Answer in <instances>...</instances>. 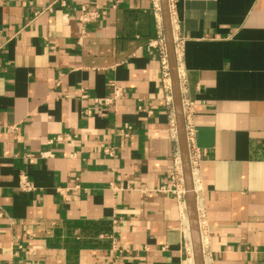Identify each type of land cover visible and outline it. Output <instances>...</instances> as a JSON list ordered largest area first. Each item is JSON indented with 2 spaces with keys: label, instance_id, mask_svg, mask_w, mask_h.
Here are the masks:
<instances>
[{
  "label": "crops",
  "instance_id": "obj_1",
  "mask_svg": "<svg viewBox=\"0 0 264 264\" xmlns=\"http://www.w3.org/2000/svg\"><path fill=\"white\" fill-rule=\"evenodd\" d=\"M54 1L0 0V264H194L189 220L160 192L177 144L149 45L157 0H71L34 18ZM169 4L194 103L205 264H264V0ZM84 5L106 12L85 33ZM113 84L124 98L112 106L82 98ZM22 173L36 191H20ZM90 223L111 231L84 233Z\"/></svg>",
  "mask_w": 264,
  "mask_h": 264
},
{
  "label": "built area",
  "instance_id": "obj_2",
  "mask_svg": "<svg viewBox=\"0 0 264 264\" xmlns=\"http://www.w3.org/2000/svg\"><path fill=\"white\" fill-rule=\"evenodd\" d=\"M71 0H55L53 4L50 6L36 11L34 13V18H38L42 15L46 14H53L55 11V7L59 6L61 8H66L68 6V2ZM155 10L157 12V18L158 23L160 27V35L157 41L151 42L149 45L152 48H156L159 51L161 65H162V80H163V87L165 92L167 93V104L169 107L172 108L171 113V131L173 135V139L175 140L177 144V149L174 154L173 158V168L168 176V183L164 186H162L160 192L163 194H170L174 196L178 202L179 210L181 218L185 221L188 220L187 215V203H186V188H185V179H184V172H183V166H182V159H181V153L180 148L178 146V133H177V124H176V117L174 112V102H173V90H172V80H171V74H170V68H169V61H168V55H167V49L165 44V37L163 33V22H162V14H161V6L159 0H157V4L155 6ZM106 17V12L99 10L98 8H90L87 5L82 6L78 20L81 23L83 27V32L85 33L89 27L98 25L101 20ZM183 41L177 40L175 42V52L177 61L180 56V52L182 50ZM179 72V76H180ZM83 99H91L95 104H98L100 106H112L116 102L122 100L124 98V89L121 86H118L117 84H113V93L111 97L108 98H91L88 94L82 95ZM182 104H183V114L185 119V126H186V134H187V141L189 145L190 150V163H191V169H192V176H193V184L196 192V173L200 166L201 162V156L200 151L196 147L195 144V134H196V128L194 125V103L190 99H184L182 98ZM126 136V135H125ZM66 139L64 137H57L52 140H50V143L53 142H64ZM107 154L110 156H113L112 150H107ZM44 158L50 157L48 153L43 154ZM19 189L21 192L24 193H32L37 190L36 185L29 179L26 173H22L19 177ZM116 189V188H115ZM71 189H58L57 192L64 197L67 201H69L68 193ZM79 186H76L74 188V191H78ZM113 224L117 225V220H113ZM199 225L201 227V221L199 220ZM201 231V228H200ZM185 234V246L186 250L190 253L192 259H193V251H192V242H191V235H190V229L188 228ZM103 238V236H102ZM112 240L113 249L115 251H118L119 247L117 244L116 236L113 234L109 237ZM202 239V234H201ZM204 243V240H202ZM203 246V256L204 261L211 260V253L207 249H204Z\"/></svg>",
  "mask_w": 264,
  "mask_h": 264
},
{
  "label": "water",
  "instance_id": "obj_3",
  "mask_svg": "<svg viewBox=\"0 0 264 264\" xmlns=\"http://www.w3.org/2000/svg\"><path fill=\"white\" fill-rule=\"evenodd\" d=\"M163 32L167 49L169 68L172 80L173 102L177 124L178 142L182 159V166L186 188L187 215L190 226V235L194 264H205L203 246L199 225V214L195 188L193 184L192 169L190 163V150L187 141L185 119L183 114L182 94L179 80L178 61L175 52V40L171 20L169 0H160Z\"/></svg>",
  "mask_w": 264,
  "mask_h": 264
},
{
  "label": "trees",
  "instance_id": "obj_4",
  "mask_svg": "<svg viewBox=\"0 0 264 264\" xmlns=\"http://www.w3.org/2000/svg\"><path fill=\"white\" fill-rule=\"evenodd\" d=\"M80 229L85 233L93 232L95 234H98L100 232H110L111 228L110 226L103 225V223H90L87 225H81Z\"/></svg>",
  "mask_w": 264,
  "mask_h": 264
}]
</instances>
